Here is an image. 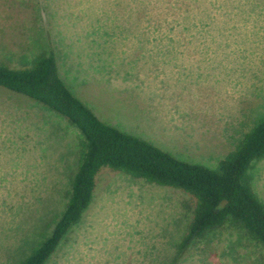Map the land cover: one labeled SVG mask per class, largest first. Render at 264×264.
<instances>
[{
  "label": "rangeland",
  "instance_id": "rangeland-1",
  "mask_svg": "<svg viewBox=\"0 0 264 264\" xmlns=\"http://www.w3.org/2000/svg\"><path fill=\"white\" fill-rule=\"evenodd\" d=\"M41 33L65 82L103 121L175 129L166 150L182 160L218 167L264 118V0H0V62L31 65ZM127 86L164 123L127 117L136 106L114 97ZM82 139L65 117L0 86V264H21L51 234ZM248 180L264 202V158ZM195 206L183 189L103 167L82 221L46 264H171ZM177 264H264V244L226 223Z\"/></svg>",
  "mask_w": 264,
  "mask_h": 264
},
{
  "label": "trees",
  "instance_id": "trees-1",
  "mask_svg": "<svg viewBox=\"0 0 264 264\" xmlns=\"http://www.w3.org/2000/svg\"><path fill=\"white\" fill-rule=\"evenodd\" d=\"M41 34L32 42L40 50L29 62L31 65L0 62V86L65 117L80 129L83 139L66 208L51 234L21 264H46L50 260L69 231L82 221L103 167L180 188L194 196V216L177 244L171 264L180 261L195 239L226 223L242 225L253 239L264 244V202L248 180L252 163L264 158V118L245 135L236 150L219 161L218 167L182 160L145 138L103 121L65 82L56 50L47 47Z\"/></svg>",
  "mask_w": 264,
  "mask_h": 264
},
{
  "label": "crops",
  "instance_id": "crops-1",
  "mask_svg": "<svg viewBox=\"0 0 264 264\" xmlns=\"http://www.w3.org/2000/svg\"><path fill=\"white\" fill-rule=\"evenodd\" d=\"M104 51H105V53H108V54L110 53V51L106 52L107 50H105V49H104ZM105 64H107V63H105ZM90 65H91V63H90ZM80 68L82 69L83 67L81 66ZM110 69H111V67H109L108 69H102V70H109L110 71ZM169 75H170V72L167 71V76H169ZM168 80H170V79H168ZM165 82H166V85L170 84L167 87V89L169 90L173 86V84H172V82H167V80ZM134 90H136V89H134V88H132L130 86H127L125 88L123 87L124 97L119 96V94H115L114 95V97L116 99L115 101H117V103L119 105H121L123 107H126V108H129V107H132V106H136V110L130 109L133 112H129L126 109L124 110V112L127 115V117L129 116L131 118L139 120L143 124L149 123V122L150 123H154V124L164 123V120L162 119V117L159 116L160 115L159 108L157 106L153 105L152 103L144 101L143 95L141 93H139L137 90H136V92ZM166 104L169 107L175 106V104L173 102H170V101H166ZM159 105H161V104H159ZM148 109H153V111L150 112ZM94 112H95V110H94ZM125 114H124V119L126 120V115ZM108 123L112 124L110 121ZM113 124L115 126H117V127L118 126L121 127L119 125V122H113ZM120 129L123 130V131H126L128 133L136 134V135H138V136H140L142 138H145V139L153 142L155 145H157V146H159V147H161V148H163L165 150L169 147L168 146V142L169 141H171V142L175 141V129L174 130L173 129L170 130V129H167V127H165V126H164V128L162 126V129H159V128L158 129H154V131L149 133V134H147V132H136V130L131 129V128L127 127V126L126 127L124 126V127L120 128Z\"/></svg>",
  "mask_w": 264,
  "mask_h": 264
}]
</instances>
